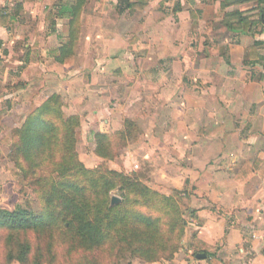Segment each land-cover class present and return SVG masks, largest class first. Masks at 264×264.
<instances>
[{
    "label": "rangeland",
    "instance_id": "374dc122",
    "mask_svg": "<svg viewBox=\"0 0 264 264\" xmlns=\"http://www.w3.org/2000/svg\"><path fill=\"white\" fill-rule=\"evenodd\" d=\"M73 1L26 0L19 19H8L6 25L36 26L37 40H56L51 32L55 19L63 46L69 42L70 25L56 17L63 4ZM119 1L87 0L73 30L77 39L66 63L71 73L63 77L73 88L78 82L84 85L86 94L78 93L64 104L69 116L81 122L75 144L78 159L98 173L72 182L86 188L83 199L94 215L97 206H104L120 214L133 211L161 219L159 209L136 206L140 195L121 192L122 179L112 174L130 178L159 196L180 200L188 226L186 208L197 197L189 177L191 160L196 159L198 169H219L228 162L238 166L240 142L246 140L248 146L255 134L264 135V0H150L145 11L135 13L123 11V5L116 9ZM28 30L11 34L24 38ZM24 44L16 41L5 58L4 74L9 75L0 85L5 96L23 87L16 82L25 69H18L16 59ZM254 46L256 57L250 51ZM48 81L53 85L48 92L55 93L58 84L50 78L28 89L27 97L34 102L41 98ZM12 130L0 127V209L54 218L43 196L60 181L54 170L59 156L35 172L21 161L15 164L10 159ZM97 134L109 136L108 157L97 151ZM181 172L188 174L182 180ZM58 221L53 233L16 237L17 252L20 244L32 246L25 263L9 259L7 236L0 233V264L164 262L149 263L117 248L86 250L77 245L73 232L67 233L68 223ZM159 240L161 233L154 242ZM160 246L152 250L161 258Z\"/></svg>",
    "mask_w": 264,
    "mask_h": 264
},
{
    "label": "trees",
    "instance_id": "16d2710c",
    "mask_svg": "<svg viewBox=\"0 0 264 264\" xmlns=\"http://www.w3.org/2000/svg\"><path fill=\"white\" fill-rule=\"evenodd\" d=\"M149 1L120 0L116 9L120 10L123 5V11H145L149 7ZM25 2L26 0H21L16 4L14 10L17 16L22 12ZM86 3L87 0H75L63 4L58 10L56 18L67 19L70 25L69 42L60 48L63 58L72 53L77 39L73 30ZM9 17L7 12L1 14L0 25H6ZM247 27L248 24L245 23L244 29ZM55 28L54 19L51 32ZM250 51L256 57V47H252ZM64 107L62 97L53 94L40 107L29 112L22 127L11 132L10 159L15 164L20 161L25 163L35 172L43 163L58 155L54 170L60 181L50 186L51 191L43 196L47 205L53 207L50 211L55 215L54 218L47 213L35 215L24 209L13 212L0 209V233L7 236L9 259L25 263L32 252V246L28 243L20 244V252H17V236L53 233L58 220L62 219L68 223L67 233L73 232L74 238L78 240L77 245L86 250L109 247L110 250L117 248L121 252L129 251L149 263L172 260L187 232V220L180 206L181 201L159 196L130 178L112 174L122 179L121 192L140 195L139 199L134 200L136 206L159 209L161 219L133 211L120 214L119 209L112 210L104 206H97L94 215L92 206L83 199L86 188L72 181L78 177L95 176L98 170H88L79 161L75 144L81 122L77 116H67ZM96 140L99 155L108 157L109 136L97 134ZM160 233L161 240L154 242L158 240ZM2 239L3 235L0 236V240ZM156 246H160L161 258L155 256L152 250Z\"/></svg>",
    "mask_w": 264,
    "mask_h": 264
},
{
    "label": "crops",
    "instance_id": "0c3cea01",
    "mask_svg": "<svg viewBox=\"0 0 264 264\" xmlns=\"http://www.w3.org/2000/svg\"><path fill=\"white\" fill-rule=\"evenodd\" d=\"M13 1L0 0V16L7 12L10 21H17L19 16L9 7ZM27 27L29 30L26 37H12V32ZM37 28L0 25V85L5 76L9 75L4 74V61L11 55V46L20 40L25 43L20 47L19 58L16 59L18 69H25L16 82H22L23 87L17 93L5 96L2 90L4 87L0 86V127H22L29 112L40 107L53 94H59L67 105L68 98L74 99L78 93L83 96L86 94L84 85L81 86L77 81L78 87L73 88L70 81L63 77L71 72L66 68L68 57L61 56L58 43L61 34L57 26L52 32L56 40L52 36L37 40ZM50 78L58 84L55 93L48 92L53 87L52 81H48L45 84L47 86H43L45 89L41 98L34 102L27 97L28 89ZM12 100L17 103H12ZM67 105L64 112L69 116ZM10 120L11 125L6 122ZM247 141L250 143L248 146L246 140L240 142V150L235 154L238 166L228 162V166L219 169L208 168L206 165L198 169L195 166L196 159L193 162L191 160L193 171L189 177L192 191L197 197L190 199L186 208L189 216L186 235L172 261L155 264H264V135L255 134ZM180 175L182 180L188 174L181 172Z\"/></svg>",
    "mask_w": 264,
    "mask_h": 264
}]
</instances>
